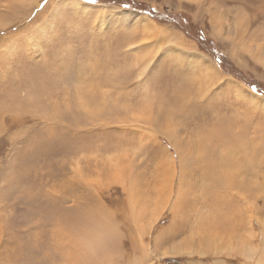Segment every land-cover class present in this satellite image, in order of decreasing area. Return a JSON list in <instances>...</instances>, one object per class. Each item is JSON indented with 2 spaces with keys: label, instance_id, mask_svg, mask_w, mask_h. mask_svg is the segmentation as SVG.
Listing matches in <instances>:
<instances>
[{
  "label": "rangeland",
  "instance_id": "1",
  "mask_svg": "<svg viewBox=\"0 0 264 264\" xmlns=\"http://www.w3.org/2000/svg\"><path fill=\"white\" fill-rule=\"evenodd\" d=\"M21 1L0 0V264H77L107 212L94 264H264V0Z\"/></svg>",
  "mask_w": 264,
  "mask_h": 264
},
{
  "label": "bare ground",
  "instance_id": "2",
  "mask_svg": "<svg viewBox=\"0 0 264 264\" xmlns=\"http://www.w3.org/2000/svg\"><path fill=\"white\" fill-rule=\"evenodd\" d=\"M24 0H22L21 2H23ZM41 1V0H40ZM57 1V0H56ZM70 1H72V0H70ZM69 1V2H70ZM75 3H77L78 5H80V6H83V7H85V8H90V5H88V3L89 2H85V1H83V0H73ZM41 3V2H40ZM153 3V2H152ZM92 4H94V6L96 5V6H102L103 4H99V3H95V2H91V5ZM154 4V3H153ZM156 5H158V4H156ZM149 6H153V5H149ZM159 8V7H158ZM155 10V9H154ZM164 12V11H163ZM116 13V12H115ZM135 14V13H134ZM138 15V14H137ZM28 15H26V17H27ZM122 16H123V14H122ZM129 16H130V14H129ZM126 18H127V15L125 16ZM137 17H134V19H136ZM152 19V18H151ZM128 20V19H127ZM135 21V20H134ZM139 21V20H138ZM189 23V22H188ZM171 31H173V30H171ZM176 33V32H175ZM179 33V32H178ZM181 34V33H180ZM178 35V34H177ZM176 38H178L179 39V41L181 42V44L183 43L182 41V37L181 36H178V37H176ZM182 40V41H181ZM178 41V42H179ZM190 58V57H189ZM202 61H205V59H203ZM192 64V63H191ZM194 64V63H193ZM216 66V65H215ZM192 67V66H191ZM214 69H216V68H214ZM208 71H211L209 68L207 69ZM206 70V71H207ZM202 71H203V69H202ZM204 71H205V68H204ZM203 71V72H204ZM212 72V71H211ZM216 71H214V73H215ZM222 72V71H221ZM221 72H219L218 74H220ZM197 73V72H196ZM210 73V72H209ZM209 73H207V75H211V74H209ZM191 73H188V74H186V75H190ZM206 74V73H205ZM223 74V73H222ZM202 75V74H201ZM216 75V74H215ZM224 75V74H223ZM194 76V75H193ZM203 76V75H202ZM220 76V79H221V77L222 78H224V76H222L221 74L219 75ZM218 76V77H219ZM189 77H191V76H189ZM195 77V78H194ZM193 77V79L195 80L196 79V76H194ZM199 77H200V75H199ZM211 77V76H210ZM216 77V76H215ZM218 77H217V79H218ZM198 78V77H197ZM207 79H208V76L206 77ZM190 79V78H189ZM198 79H200V78H198ZM210 79V78H209ZM220 79H218V80H220ZM210 81H211V79H210ZM214 84V83H213ZM219 84V83H218ZM217 84V85H218ZM236 84H238V83H236ZM187 84L186 83H180L179 84V86L181 87V89L182 90H184V91H187L186 92V94L188 93V91H191V90H187V88L185 87ZM213 86V85H212ZM239 88H240V90H243L242 89V86H239ZM204 90V89H203ZM87 93V92H86ZM181 93H183V92H181ZM208 94V93H207ZM197 96V95H196ZM254 98H256V100L257 99H259V97L257 96V95H254L253 96ZM90 100V99H89ZM117 100V99H116ZM261 101H264V99H260ZM122 101V100H121ZM120 101V102H121ZM119 102V101H118ZM185 102V101H184ZM87 103V102H86ZM88 105V104H87ZM84 106V105H83ZM219 128H222V129H225L223 126H221V127H219ZM231 143H233V142H231ZM71 146V145H70ZM73 146V145H72ZM73 148V147H72ZM263 148L264 147H262V148H258V147H254V150H253V152H254V155L257 157L258 156V154H259V150H261V151H263ZM70 149V148H69ZM74 149V148H73ZM74 151V150H73ZM230 156H231V153L230 152H228V154H227V156H226V158H225V160H226V162H227V164L229 165V166H232L233 165V163H232V161L230 160ZM119 162H117V164H118ZM98 164H100V163H98ZM120 164V163H119ZM110 165V164H109ZM125 165V164H124ZM212 165H215V164H212ZM116 166H118V165H116ZM115 166V167H116ZM123 166V165H122ZM80 167V166H79ZM113 167V166H112ZM120 167V166H119ZM124 168V167H123ZM77 169V168H76ZM257 169V168H256ZM79 170V169H78ZM77 170V171H78ZM116 170V169H115ZM114 170V171H115ZM255 170V169H254ZM79 171H81V172H79ZM78 172L79 173H85V171H83V169L81 170H79ZM83 171V172H82ZM120 171V170H119ZM242 171L245 173V174H248L249 173V169L248 168H243L242 169ZM264 172V171H263ZM262 172V173H263ZM77 173V172H76ZM78 173V174H79ZM123 173V172H122ZM253 174L255 173L254 171L252 172ZM102 174V173H101ZM113 174V173H112ZM256 174V173H255ZM170 175H172V174H170ZM76 176V175H75ZM113 176V175H112ZM78 177H80V176H78ZM84 177V176H83ZM264 177V176H263ZM112 178V177H111ZM167 178V177H166ZM83 179V178H82ZM85 179H86V177H85ZM89 179V178H88ZM98 179H100V177L98 178ZM168 179H171V178H168ZM70 180V179H69ZM81 180V179H80ZM90 180V179H89ZM96 180V179H95ZM94 180V181H95ZM172 180H173V178H172ZM255 180H256V178L254 179V180H244L243 178L240 180V181H236L235 179H231V182H232V184H238L242 189H243V191L245 192V193H249L250 195H251V197L253 198V201L251 202V205H253V206H256V204H255V202L256 201H258L259 200V194H258V190H259V188H260V185L258 184V183H255ZM165 182V181H164ZM72 183V182H71ZM81 183V182H80ZM96 183H97V181H96ZM169 185V184H168ZM96 186V185H95ZM167 186V185H166ZM71 188V187H70ZM171 188V187H170ZM91 189H92V187H91ZM120 192V191H119ZM88 193H89V191H88ZM244 193V196H243V198H244V200H248V195H246ZM83 194H85V193H83ZM85 195H87V193L85 194ZM89 195V194H88ZM105 198V197H104ZM117 200V199H116ZM118 201V200H117ZM111 202H112V200H111ZM185 202V199L184 198H182V200H181V203H180V205L182 206L181 208H183V207H185L186 206V204L184 203ZM184 203V204H183ZM183 204V205H182ZM121 205V204H120ZM133 205V204H132ZM137 206V205H136ZM245 207H243L242 209H241V211L238 213L239 214V216H243L244 215V213H245V209L247 210V209H249L250 208V206H249V204L248 203H246L245 205H244ZM245 208V209H244ZM85 209V208H84ZM87 209V208H86ZM89 209V208H88ZM83 210V209H82ZM142 210V209H141ZM97 211V210H96ZM79 212H81V211H78V213ZM89 212V211H88ZM90 212H91V210H90ZM93 212V211H92ZM98 212V211H97ZM111 212V211H110ZM83 213V212H82ZM108 213V212H107ZM107 213H103V214H97L98 216H96V215H92V214H89V216L87 217V218H84L83 219V222L84 223H89V224H92V226H94L93 228H91L90 230H88V231H85L84 233H82L83 235H85L84 237H85V241L83 240V242L81 241L80 243H81V245H80V254H79V258H80V262H78L77 264H94V258H95V255H97L98 253L100 254H107L108 255V253H106V252H108V250H109V247L110 246H112L113 244H114V242H115V240L117 239V237H118V234H117V231H116V229H115V224H113V222H112V220L110 219V217L108 216V214ZM178 213V212H177ZM84 215V214H83ZM82 215V216H83ZM115 215V214H114ZM179 215H181L180 214V212H179ZM132 218V217H131ZM75 219V218H74ZM76 220V219H75ZM176 221V217H175V220H174V222ZM82 222V221H81ZM74 223V222H73ZM72 223V224H73ZM70 225V224H69ZM77 225V224H76ZM80 225V224H79ZM82 225V224H81ZM87 226H88V224H86ZM84 226V225H83ZM120 226V225H119ZM82 229H83V227H82ZM75 230V229H74ZM84 230V229H83ZM82 232V231H81ZM79 233H80V231H79ZM66 234V233H65ZM64 234V236H66ZM60 235V234H59ZM73 235V234H72ZM63 236V235H62ZM68 236V235H67ZM72 239V238H71ZM66 240V239H65ZM80 240V239H79ZM82 240V239H81ZM67 241H69V240H67ZM140 242V241H139ZM63 243V242H62ZM69 243V242H68ZM72 243V242H71ZM140 245H141V242H140ZM156 246V245H155ZM110 249H111V247H110ZM178 250H180L179 248H177ZM13 251V250H12ZM66 251V250H65ZM159 251V250H158ZM170 252L171 253H169L170 255L172 254V251L170 250ZM181 252V251H180ZM149 253L150 252H148V255L147 256H150L149 255ZM77 254V253H76ZM144 254V253H143ZM12 255H14V254H12ZM104 255V256H105ZM112 255V254H111ZM159 255V254H158ZM167 255V254H166ZM66 256H68V254L66 255ZM77 256V255H76ZM103 256V257H104ZM155 256V255H154ZM98 257V256H97ZM68 258V257H67ZM76 258V257H75ZM136 258V257H135ZM140 257L138 256V259H139ZM145 258V257H144ZM159 258V257H158ZM166 258H167V256H166ZM262 258V257H261ZM137 259V258H136ZM147 260V259H146ZM258 260H260V259H258ZM264 260V259H263ZM70 261H71V259H70ZM74 261H75V259H74ZM73 261V262H74ZM136 261V260H135ZM142 261V259L140 260V262ZM149 261H150V259H149ZM155 261V260H154ZM75 262H77V259H76V261ZM137 262H138V260H137ZM262 262V261H261ZM261 262H260V264H261ZM134 263H136V262H134ZM150 263V262H149ZM152 263V262H151ZM73 264V263H72ZM257 264H259V263H257ZM263 264V263H262Z\"/></svg>",
  "mask_w": 264,
  "mask_h": 264
},
{
  "label": "trees",
  "instance_id": "3",
  "mask_svg": "<svg viewBox=\"0 0 264 264\" xmlns=\"http://www.w3.org/2000/svg\"><path fill=\"white\" fill-rule=\"evenodd\" d=\"M88 1H91V0H88ZM210 50L213 51L215 57L221 62L223 67H225L227 70H229V71H236L237 70L234 67L229 66L227 61L225 59H223V56H221L219 53H217V51H218L217 48L210 47ZM253 88L258 89L256 86H253Z\"/></svg>",
  "mask_w": 264,
  "mask_h": 264
}]
</instances>
